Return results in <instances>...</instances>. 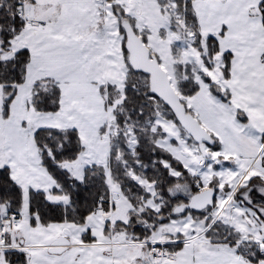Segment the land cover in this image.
Masks as SVG:
<instances>
[{"label":"snow or ice","instance_id":"6c2138e0","mask_svg":"<svg viewBox=\"0 0 264 264\" xmlns=\"http://www.w3.org/2000/svg\"><path fill=\"white\" fill-rule=\"evenodd\" d=\"M0 264H264V0H0Z\"/></svg>","mask_w":264,"mask_h":264},{"label":"rangeland","instance_id":"374dc122","mask_svg":"<svg viewBox=\"0 0 264 264\" xmlns=\"http://www.w3.org/2000/svg\"><path fill=\"white\" fill-rule=\"evenodd\" d=\"M129 3H131V0H129ZM131 9L129 8L128 11H130ZM108 15L110 16L111 13H108ZM115 21V18H113L112 22ZM118 50H119V44H118Z\"/></svg>","mask_w":264,"mask_h":264},{"label":"water","instance_id":"95a60500","mask_svg":"<svg viewBox=\"0 0 264 264\" xmlns=\"http://www.w3.org/2000/svg\"><path fill=\"white\" fill-rule=\"evenodd\" d=\"M124 23H125V25L127 26L128 22H127V21H125ZM136 39L138 40V39H139V37H136Z\"/></svg>","mask_w":264,"mask_h":264},{"label":"crops","instance_id":"0c3cea01","mask_svg":"<svg viewBox=\"0 0 264 264\" xmlns=\"http://www.w3.org/2000/svg\"><path fill=\"white\" fill-rule=\"evenodd\" d=\"M115 22H116V21H113V22L111 21V23H113V24H114ZM117 50H118V44H117Z\"/></svg>","mask_w":264,"mask_h":264}]
</instances>
